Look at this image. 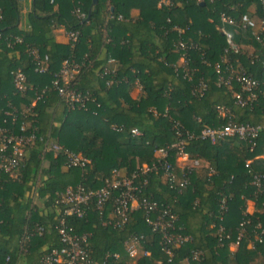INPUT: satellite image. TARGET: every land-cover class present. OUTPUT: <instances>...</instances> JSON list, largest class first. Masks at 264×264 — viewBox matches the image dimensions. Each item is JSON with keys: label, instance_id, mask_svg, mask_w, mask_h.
<instances>
[{"label": "trees", "instance_id": "16d2710c", "mask_svg": "<svg viewBox=\"0 0 264 264\" xmlns=\"http://www.w3.org/2000/svg\"><path fill=\"white\" fill-rule=\"evenodd\" d=\"M168 1V6H158L157 0H0V130L33 136L12 175L0 172V264H37L59 249L60 222L76 236L88 235L89 264H102L107 253L117 258L106 264H181L193 251L201 253L199 264H264V132H258L253 148L235 137L215 144L199 138L203 127L226 123L217 107L234 123L264 125V34L257 42L255 30L239 23L242 15L256 25L264 23V0ZM23 3L28 4L24 16ZM132 10L136 17L130 16ZM220 15L234 24L222 25ZM222 27L231 35L232 47ZM58 28L75 33V42L56 43ZM178 41L183 50L175 47ZM29 48L47 58L45 73L34 72ZM110 60L113 69L107 66ZM64 61L79 66L68 87L85 101L74 110L51 88ZM226 64L258 83L256 98L246 107L234 103L236 84L216 85L214 66ZM16 69L26 79L23 94L12 86ZM135 83L140 92L132 97ZM133 128L141 135L132 137ZM180 140L197 167L177 165L174 145ZM51 143L88 164L66 168L62 155L48 150ZM159 149L177 176L185 173L187 186L181 192L159 170L141 173L143 165H158L154 153ZM112 171L120 177L134 175V184H141L137 200L169 207L175 220L167 233L188 240L166 255L160 235L144 223L139 207L128 213L121 228L112 229L101 225L110 203L101 214L94 203L86 210L84 206L81 218L64 215L55 204L67 187L99 189ZM256 174L263 175L259 190L251 185ZM221 201L225 210L220 218ZM247 202L253 205L251 214L245 211ZM241 222L243 234L231 252L228 246ZM219 226L228 240L218 241ZM130 236L141 237L147 257H128L123 243Z\"/></svg>", "mask_w": 264, "mask_h": 264}, {"label": "built area", "instance_id": "2783aa9c", "mask_svg": "<svg viewBox=\"0 0 264 264\" xmlns=\"http://www.w3.org/2000/svg\"><path fill=\"white\" fill-rule=\"evenodd\" d=\"M199 1V0H197ZM51 2V1H50ZM157 5L168 6V0H157ZM264 8V2H262ZM75 13L79 18L83 19L84 14L80 13L77 9ZM220 22L222 25H233V21L224 15H220ZM240 27L243 29H252V35L255 41L261 42L264 34V23L260 22L258 25L255 24L246 15H242L239 19ZM180 33L182 30H178ZM227 45L232 47L231 35L224 30L222 27L220 29ZM65 36L67 41L71 45L76 40L75 33H66ZM15 42H20L19 38L14 39ZM177 50H183L185 48L184 44L180 41L175 46ZM28 55L32 58L34 62V72L41 75L46 72V61L47 58L44 56L42 59L38 57L37 50L34 48H29L27 50ZM184 55L180 56V64L183 66L186 64ZM79 66L72 62L64 61L58 74L51 81V88L56 91L58 97L63 101L69 110H74L84 106V98H82L78 93L68 87L70 81L73 79L74 75L77 74ZM214 73L216 75V85L217 87H227L230 88L232 84H236L238 87V92L233 93V99L235 105L240 108L246 107L252 103L256 98V91L258 88V83L246 75L244 72L235 71L229 64L219 66H214ZM12 86L14 92L17 94H23L27 90L26 79L24 74L16 69L11 72ZM111 81L107 82L110 85ZM202 86V85H201ZM45 90V89H44ZM43 90V91H44ZM203 90V88H202ZM201 88L196 90L198 95H201ZM43 91L41 93H43ZM41 94L37 95L33 100V104L38 101ZM219 115L227 117L226 123L219 128L203 127L200 130L199 138L205 140L210 144H215L224 138L235 137L241 141H246L250 148L255 145L254 140L256 139L258 132H264V125L251 126L248 124L234 123L230 120V115L222 107L216 108ZM28 111V109H27ZM23 131V127L20 128ZM132 137L140 136V132L137 129H131L129 131ZM177 137L181 136V133L176 131ZM191 136L185 135L186 139ZM33 139V136H15L11 134H4L0 130V172L4 174L12 175L13 171L18 167L20 160L23 155V147L29 144ZM184 142L180 140L174 147L178 149V154L176 157V163H182L180 166L182 169L184 167L193 168L198 166L197 161H189L187 155L182 151ZM48 150L54 153H60L64 159V166L66 168H84L88 164L85 158L77 154H73L67 150L62 149L55 143L48 145ZM154 156L158 159V165H152L150 167L143 165L141 167V173L145 174L152 171H161L169 182L173 183L174 187L177 188L178 192H181L187 186V179L185 173L181 172L177 176L174 172L173 167L166 161V152L162 149L155 151ZM186 168V169H187ZM135 176L131 177H120L118 172L112 171L110 178L103 181L102 187L97 190H85L81 186L67 187L62 194H59L55 200L56 205H60L63 209V214L67 216H74L76 218H81L87 206L94 203L95 209L101 214L105 211L108 203H110L111 209L108 216L101 220V225L109 226L112 229L121 228L122 225L127 221V215L133 208H141L144 211V223L150 228L151 232L158 233L161 240V250L166 254H170L171 247H177L183 242L188 240L187 237H180L178 235H172L167 233V229L171 228L175 220V216L170 212V208L167 206L159 208L157 204L153 201L147 200L146 198H141L137 200L136 194L139 191L140 185L134 184ZM263 175L256 174L253 175L251 185L259 190L261 185V180ZM115 192V195L113 193ZM224 202L221 201L219 206L220 218L224 212ZM244 222L239 223L237 228V236L234 242L230 243L228 246L229 251L233 252L238 245L239 240L243 234ZM40 231V230H39ZM217 238L220 240H228V235L223 234L222 227L217 228ZM264 234V230L260 232ZM58 236L62 246L59 249L51 250L49 253L42 256L37 264H89V249H88V235L83 234L76 236L71 232L70 228L63 225L62 222L59 223ZM257 240V238H256ZM141 237L130 236L128 237L123 245L125 251L129 258H135L137 255L147 257L148 252L144 251L140 247ZM258 241L260 238L258 237ZM201 253L199 251H193L188 259H185L181 264H199ZM108 258H117L116 254H106L104 256L102 264H106ZM7 261V258L5 259Z\"/></svg>", "mask_w": 264, "mask_h": 264}, {"label": "crops", "instance_id": "0c3cea01", "mask_svg": "<svg viewBox=\"0 0 264 264\" xmlns=\"http://www.w3.org/2000/svg\"><path fill=\"white\" fill-rule=\"evenodd\" d=\"M28 8V4H22L21 6V10H20V13L22 16H24L25 12H26V9ZM137 11L136 10H132L130 12V16L131 17H136L137 16ZM54 39H55V42L58 43V44H65L67 42V38L65 36V31L62 29V28H58L54 31ZM107 66L108 67H111L112 69L115 68V64L112 60H110L109 62H107ZM134 90L132 91L131 93V96L132 97H135L136 95H138V93L140 92V88H139V85L135 83L134 85ZM178 166H182V163H179L178 162ZM252 210H253V205L250 203V202H247L246 203V213L247 214H251L252 213Z\"/></svg>", "mask_w": 264, "mask_h": 264}, {"label": "water", "instance_id": "95a60500", "mask_svg": "<svg viewBox=\"0 0 264 264\" xmlns=\"http://www.w3.org/2000/svg\"><path fill=\"white\" fill-rule=\"evenodd\" d=\"M93 2H94V0H93Z\"/></svg>", "mask_w": 264, "mask_h": 264}]
</instances>
